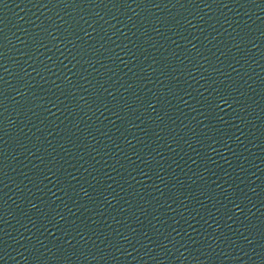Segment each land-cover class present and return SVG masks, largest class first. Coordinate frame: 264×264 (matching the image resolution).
<instances>
[{
  "label": "water",
  "instance_id": "obj_1",
  "mask_svg": "<svg viewBox=\"0 0 264 264\" xmlns=\"http://www.w3.org/2000/svg\"><path fill=\"white\" fill-rule=\"evenodd\" d=\"M264 125V0H0V264H101Z\"/></svg>",
  "mask_w": 264,
  "mask_h": 264
}]
</instances>
